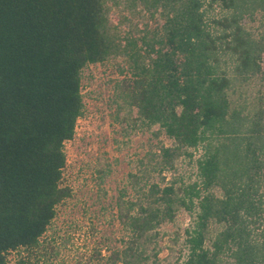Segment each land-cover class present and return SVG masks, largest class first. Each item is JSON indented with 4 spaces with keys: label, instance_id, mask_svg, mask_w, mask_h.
<instances>
[{
    "label": "trees",
    "instance_id": "1",
    "mask_svg": "<svg viewBox=\"0 0 264 264\" xmlns=\"http://www.w3.org/2000/svg\"><path fill=\"white\" fill-rule=\"evenodd\" d=\"M90 64L125 76L117 122L174 140L130 174L137 197L116 202L128 238L100 264H161L158 229L180 209L186 264H264V0H0V264L56 251L41 238L72 195L65 143ZM182 156L197 179L178 185L163 174Z\"/></svg>",
    "mask_w": 264,
    "mask_h": 264
},
{
    "label": "rangeland",
    "instance_id": "2",
    "mask_svg": "<svg viewBox=\"0 0 264 264\" xmlns=\"http://www.w3.org/2000/svg\"><path fill=\"white\" fill-rule=\"evenodd\" d=\"M222 13L217 7L209 17ZM124 77L113 64H90L84 69L85 114L78 120L75 138L65 143L63 185L71 187L72 195L58 206L56 218L41 238L43 245L52 242L56 250L46 264H100L113 250L124 247L128 234L117 218V199L122 190L127 191V199H136L130 174L139 171V159L151 146L174 144L165 132L155 135L158 125L149 130L116 121L115 83ZM200 154L195 153V159ZM196 173L195 160L182 156L176 168L163 176L167 181L190 183L197 179ZM161 176L156 174L153 181H161ZM191 224L190 213L180 209L174 221L159 227L161 264H186L188 249L183 243ZM177 234L179 241L174 243ZM26 255L25 250L11 252L10 264Z\"/></svg>",
    "mask_w": 264,
    "mask_h": 264
}]
</instances>
